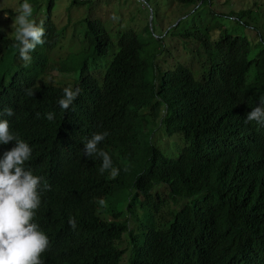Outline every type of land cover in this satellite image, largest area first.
<instances>
[{
    "label": "trees",
    "instance_id": "16d2710c",
    "mask_svg": "<svg viewBox=\"0 0 264 264\" xmlns=\"http://www.w3.org/2000/svg\"><path fill=\"white\" fill-rule=\"evenodd\" d=\"M219 1L166 0L190 15L170 31L171 54L160 59L150 48L153 37L134 28L111 37L102 19L90 16L88 43L111 59L106 71L85 64L74 76L70 58H53L62 38L52 22L53 0L44 11L45 43L27 65L16 39L0 28V120L34 146L32 166L50 182L46 194L38 187L32 220L52 238L43 264H119L127 233L131 264H264V123L245 122L264 103V42L252 38L261 11L225 1L220 13ZM180 43L206 57L201 78L193 61L173 54ZM69 86L81 92L61 111L57 99ZM49 112L53 121L45 118ZM158 131L175 137L177 158L151 144ZM103 132L108 136L98 147L123 169L115 179L100 172L102 158L83 152L86 140ZM13 147L15 141L0 144V159ZM140 153H149L142 171L134 164Z\"/></svg>",
    "mask_w": 264,
    "mask_h": 264
},
{
    "label": "rangeland",
    "instance_id": "374dc122",
    "mask_svg": "<svg viewBox=\"0 0 264 264\" xmlns=\"http://www.w3.org/2000/svg\"><path fill=\"white\" fill-rule=\"evenodd\" d=\"M21 1L0 0V12L8 8L14 11ZM35 1L36 4L33 7V11L37 17H40L48 8L50 0ZM73 1L75 0H53L52 6V22L55 25L57 34H60L62 37L59 47L53 53V58L63 60L70 58L73 68L72 75L78 72V67L80 68L81 65L84 66L85 64H88L89 70L98 68L99 70L106 71L105 62L109 61V58L111 59V55H104L105 57L103 58L93 53L92 47L88 43L85 20L87 21L90 16L94 19H102L111 37H115L119 32L130 28L136 29L138 33H141L150 42L153 37L156 39V43L150 48L156 52L157 59H160L171 54L170 31L190 15L186 14V8L173 9L169 5V2L166 3V0H78L70 11L66 10ZM225 1L234 5V9L245 8V10L254 9L261 11L257 24L258 31L255 35H252V38L257 35L254 41L259 40L264 42V0H220L214 8L220 13L226 12L227 6ZM15 26L18 27L19 25L15 23V19H12L10 14L6 11L0 13L1 29H4L9 35ZM16 30L14 31L15 33ZM240 32L242 31L240 30ZM178 47L172 48L173 54L181 60L185 56L188 61H193V68L196 71L195 75L201 78L202 73L205 71L202 67L205 64L206 57L197 55L193 52L191 46L184 48L180 43ZM255 52L253 51L252 54H255ZM172 141H174V137L167 138L162 131H158V133L154 132L150 139L151 144L163 150L168 157L177 158L180 149L173 146ZM163 147H167V150H164ZM148 163L149 153H140L136 157L134 164H137L138 170L142 171ZM117 205V200L112 201L108 208L111 209ZM119 208L121 207L119 206ZM125 217L126 214L122 213L120 220L124 221ZM135 222L137 224L138 220H135ZM136 224L129 222L132 235L141 239V236L137 232ZM119 248L125 250L121 264H129L130 257L133 254L128 234H125L120 241Z\"/></svg>",
    "mask_w": 264,
    "mask_h": 264
},
{
    "label": "clouds",
    "instance_id": "9594fccd",
    "mask_svg": "<svg viewBox=\"0 0 264 264\" xmlns=\"http://www.w3.org/2000/svg\"><path fill=\"white\" fill-rule=\"evenodd\" d=\"M33 7L34 5L29 4L27 0H22L14 11L11 8L4 10L8 14H10L8 10H12L14 13L10 15L12 19H15V23L19 25L16 33L9 34V37L16 39L17 43L14 44V47L19 49V58L25 62V65L31 62V53L36 47L45 43L43 39L45 29L42 25L45 20L44 14L37 17ZM31 17L37 18L38 24L34 19H29ZM39 85L38 82L37 86ZM80 92L79 87L75 89L71 86L64 88L63 96L59 95L57 99L58 109L61 111L68 110L80 95ZM3 114L7 116L14 115L11 108H5ZM45 118L53 121L55 113H46ZM252 121L258 124L264 123V103L246 113L245 122ZM107 136V132L94 133L84 143L83 152L85 156L102 158L100 172L110 171L111 178L115 179L120 170L123 169L120 168L119 170L113 167L111 157L98 147ZM12 141H15V147L10 151H6L3 158L0 159V264H43L40 256L48 247L50 249L51 244L53 245L52 238L49 240L32 220L34 210L41 204L38 187L40 183L43 184L46 194L50 189V182L46 176L38 173L32 166L33 158L31 154L33 149L31 148H34V146H29L19 139L15 133L10 132L8 120H0V144L7 145ZM171 143L176 146L174 141ZM163 148L167 150V147ZM161 155L168 157L164 151ZM29 159V170H26L24 165ZM99 204L104 205L105 201L100 199ZM68 224L72 229H75L76 219L69 217ZM127 234L129 235V233ZM143 240L144 238L140 239L139 242L142 244ZM120 250L123 251V254L119 264H121L125 254V250ZM132 259L133 255L130 257L129 264L132 263Z\"/></svg>",
    "mask_w": 264,
    "mask_h": 264
}]
</instances>
